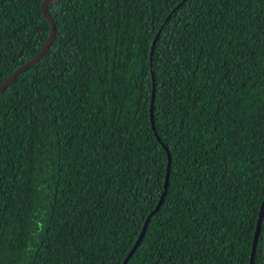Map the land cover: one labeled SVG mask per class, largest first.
I'll return each mask as SVG.
<instances>
[{
  "label": "trees",
  "instance_id": "trees-1",
  "mask_svg": "<svg viewBox=\"0 0 264 264\" xmlns=\"http://www.w3.org/2000/svg\"><path fill=\"white\" fill-rule=\"evenodd\" d=\"M43 1L0 0V84L45 42ZM46 11L49 48L0 92V264H121L160 198L126 264H249L264 0Z\"/></svg>",
  "mask_w": 264,
  "mask_h": 264
},
{
  "label": "water",
  "instance_id": "water-1",
  "mask_svg": "<svg viewBox=\"0 0 264 264\" xmlns=\"http://www.w3.org/2000/svg\"><path fill=\"white\" fill-rule=\"evenodd\" d=\"M53 0H44L41 3V7H40V11L42 16L44 17V19L48 22L49 24V32L48 35L45 39V42L43 43L42 47L40 48V50L30 59L28 60L26 63H24L23 65H21L20 67H18L16 70H14L1 84H0V92L6 88L15 78L17 75H19V73H21L23 70L29 68L31 65H33L34 63H36L43 55L44 53L47 51V49L49 48L53 36H54V24L53 21L51 20V18L49 17V15L47 14L46 11V7L47 5ZM154 42V40H153ZM168 166H169V157L167 159V166H166V172H165V180L164 182H166L167 180V172H168ZM160 200L157 202L156 206L154 207V209L149 213V215L145 218L142 227L140 229V232L135 240V242L133 243L132 247L130 248V250L128 251V253L126 254V256L124 257L123 261L121 262V264H126L128 258L130 257V255L132 254V252L135 250L138 242L140 241L145 227L147 225V222L150 218V216L158 209L159 205H160ZM263 210H264V197L262 199V202L259 206V210H258V214H257V219H256V224H255V229H254V234H253V238H252V243H251V251H250V255H249V264H253V256H254V251H255V245H256V239L259 233V226H260V221H261V217L263 214Z\"/></svg>",
  "mask_w": 264,
  "mask_h": 264
}]
</instances>
